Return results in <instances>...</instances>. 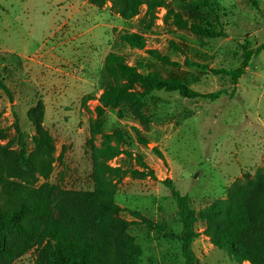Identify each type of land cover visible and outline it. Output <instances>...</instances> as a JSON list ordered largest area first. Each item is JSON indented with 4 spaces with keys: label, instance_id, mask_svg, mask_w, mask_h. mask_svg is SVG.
Returning a JSON list of instances; mask_svg holds the SVG:
<instances>
[{
    "label": "rangeland",
    "instance_id": "obj_1",
    "mask_svg": "<svg viewBox=\"0 0 264 264\" xmlns=\"http://www.w3.org/2000/svg\"><path fill=\"white\" fill-rule=\"evenodd\" d=\"M195 1L166 0L153 23L147 7L125 20L112 10L91 7L89 0H0V75L12 98L0 90V129L18 150V117L24 141L33 149V125L28 112L42 101L44 125L56 145V163L48 183L67 191H92L93 162L89 145L101 147L104 137L122 133L121 155L112 167L141 170V156L156 178L128 175L117 184L115 202L124 210L141 213L174 235L182 226L177 205L164 182L171 180L182 195H189L199 212L225 200L235 184L252 181L264 173V51L253 57L237 86L230 77L213 71L238 69L246 50L264 44V0H210L211 10L194 19ZM168 9L190 22H199L224 38L207 39L167 21ZM151 26L150 29H146ZM142 33L145 50L123 44L120 34ZM167 56L176 66L154 60L149 51ZM123 55L142 73L177 79L201 95L221 92L216 99L185 98L180 93L155 92L145 128L122 107L98 114L99 98L108 84L105 60L109 53ZM187 62L197 64L190 67ZM149 140L141 145L134 129ZM155 149V150H154ZM157 150V151H156ZM45 183L42 179L38 186ZM120 218L139 222L129 211ZM199 222L193 245L201 264H238L214 247ZM130 234L144 249L141 264H184L181 243L159 239L145 225H134ZM33 249L16 264H35Z\"/></svg>",
    "mask_w": 264,
    "mask_h": 264
},
{
    "label": "trees",
    "instance_id": "obj_2",
    "mask_svg": "<svg viewBox=\"0 0 264 264\" xmlns=\"http://www.w3.org/2000/svg\"><path fill=\"white\" fill-rule=\"evenodd\" d=\"M98 9L111 4L112 10L125 20L139 15L147 7L146 20L154 22L156 11L166 7V0H89ZM195 18L201 11L211 10L210 0L192 3ZM167 21L179 29H188L194 35L207 39L224 38L223 31H215L199 22L186 20L181 13L168 9ZM149 26L146 29H150ZM121 42L129 47L145 50L142 33L120 34ZM264 51V44L255 50H246L242 65L232 71L214 70L216 76L230 77L235 86L247 73L253 57ZM156 61L168 66L178 64L157 51H149ZM190 67L197 64L187 62ZM108 84L99 98V116L107 110L128 108L145 128L151 120L147 113L149 101L155 92L180 93L185 98L218 99L222 93L201 95L177 79H167L158 73H142L128 64L123 55L109 53L105 60ZM0 90L11 98L8 87L0 75ZM46 107L39 101L28 112L35 134L33 149L24 141L18 117L15 128L19 135L18 150L14 141L0 144V264H16L33 249L38 255L35 264H141L144 249L130 234V228L143 224L159 239L181 243L184 264H201L194 254L193 245L199 234L196 225L204 222L205 235L217 249L226 252L231 261L244 264H264V173L258 172L252 181L235 184L225 200H217L197 212L189 195H182L171 180L165 185L177 205L182 231L174 235L164 225L155 224L141 213L124 210L115 202L117 184L128 175L135 179L156 178L141 156L135 161L141 170L112 167L110 162L131 153L121 148L124 136L114 133L104 137L101 147L90 144L93 162L92 191H67L48 183L56 163V145L44 120ZM137 141L144 146L149 140L139 129H134ZM0 129V140H7ZM155 150V149H154ZM157 151V150H156ZM45 183L38 186L40 180ZM129 211L139 222L120 218Z\"/></svg>",
    "mask_w": 264,
    "mask_h": 264
},
{
    "label": "crops",
    "instance_id": "obj_3",
    "mask_svg": "<svg viewBox=\"0 0 264 264\" xmlns=\"http://www.w3.org/2000/svg\"><path fill=\"white\" fill-rule=\"evenodd\" d=\"M91 5V4H90ZM91 7H94L93 5H91ZM195 244V243H194ZM244 264H250V263H248V262H245Z\"/></svg>",
    "mask_w": 264,
    "mask_h": 264
}]
</instances>
